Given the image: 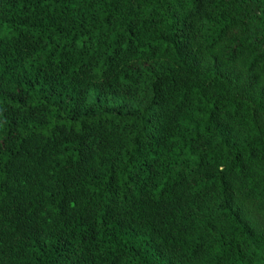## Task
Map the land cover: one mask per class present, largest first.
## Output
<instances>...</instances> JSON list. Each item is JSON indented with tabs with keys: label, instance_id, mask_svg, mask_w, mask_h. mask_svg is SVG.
<instances>
[{
	"label": "trees",
	"instance_id": "16d2710c",
	"mask_svg": "<svg viewBox=\"0 0 264 264\" xmlns=\"http://www.w3.org/2000/svg\"><path fill=\"white\" fill-rule=\"evenodd\" d=\"M0 264H264V0H0Z\"/></svg>",
	"mask_w": 264,
	"mask_h": 264
}]
</instances>
